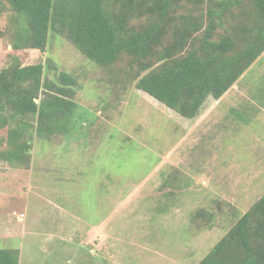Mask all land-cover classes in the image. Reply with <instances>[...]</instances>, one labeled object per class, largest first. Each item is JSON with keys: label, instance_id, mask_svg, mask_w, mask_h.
I'll return each instance as SVG.
<instances>
[{"label": "rangeland", "instance_id": "rangeland-1", "mask_svg": "<svg viewBox=\"0 0 264 264\" xmlns=\"http://www.w3.org/2000/svg\"><path fill=\"white\" fill-rule=\"evenodd\" d=\"M5 5L0 71H67L79 106L67 132L32 131L23 163L0 155V248L17 249L19 264H199L264 195V52L188 124L66 36L14 49Z\"/></svg>", "mask_w": 264, "mask_h": 264}, {"label": "trees", "instance_id": "trees-1", "mask_svg": "<svg viewBox=\"0 0 264 264\" xmlns=\"http://www.w3.org/2000/svg\"><path fill=\"white\" fill-rule=\"evenodd\" d=\"M15 12L16 50L45 49L66 36L89 59L180 115L194 119L221 98L264 52V0H0ZM10 65L0 71V155L23 163L31 134L67 132L78 102L77 78L59 70ZM38 99V101H37ZM34 119L35 121H33ZM0 248V264H19ZM199 264H264V195Z\"/></svg>", "mask_w": 264, "mask_h": 264}, {"label": "crops", "instance_id": "crops-1", "mask_svg": "<svg viewBox=\"0 0 264 264\" xmlns=\"http://www.w3.org/2000/svg\"><path fill=\"white\" fill-rule=\"evenodd\" d=\"M233 87V86H232ZM230 90V89H229ZM228 90V91H229ZM227 91V92H228ZM226 92V93H227ZM225 93V94H226ZM225 94L222 96V97H224L225 96ZM212 99V100H214V101H218L219 102V100L221 99V98H219V99H214L213 97H209V99ZM209 99L206 101V104L203 106V108H202V110H201V112H200V114H198L197 116H196V118H194V119H189V120H187V122H189L188 124H191L195 119H200V118H206V116L210 113V109H211V107H209L210 106V104H209ZM213 102V101H212ZM184 117V116H183ZM178 118V117H177ZM186 118V117H185ZM188 119V118H187ZM178 120H181V118H178Z\"/></svg>", "mask_w": 264, "mask_h": 264}, {"label": "water", "instance_id": "water-1", "mask_svg": "<svg viewBox=\"0 0 264 264\" xmlns=\"http://www.w3.org/2000/svg\"><path fill=\"white\" fill-rule=\"evenodd\" d=\"M37 101H38V99H37Z\"/></svg>", "mask_w": 264, "mask_h": 264}]
</instances>
